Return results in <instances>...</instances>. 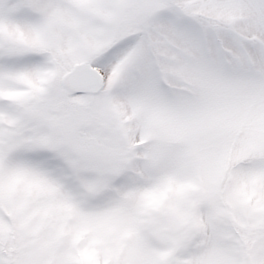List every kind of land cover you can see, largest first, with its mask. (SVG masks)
I'll use <instances>...</instances> for the list:
<instances>
[{"label": "snow or ice", "instance_id": "1", "mask_svg": "<svg viewBox=\"0 0 264 264\" xmlns=\"http://www.w3.org/2000/svg\"><path fill=\"white\" fill-rule=\"evenodd\" d=\"M0 264H264V0H0Z\"/></svg>", "mask_w": 264, "mask_h": 264}]
</instances>
